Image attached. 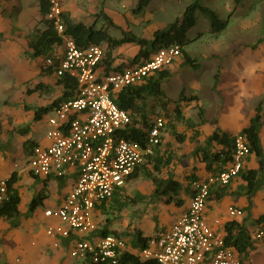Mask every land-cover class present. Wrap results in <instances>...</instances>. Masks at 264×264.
I'll use <instances>...</instances> for the list:
<instances>
[{
  "label": "built area",
  "instance_id": "1",
  "mask_svg": "<svg viewBox=\"0 0 264 264\" xmlns=\"http://www.w3.org/2000/svg\"><path fill=\"white\" fill-rule=\"evenodd\" d=\"M60 0H49L48 18L61 36L53 51L57 60L56 74L75 78V95L57 104L47 115L46 142L37 143L27 159L33 176L70 178L73 184L59 205L44 211L55 221L48 223L45 234L53 246L70 238L71 256L94 262L119 264L123 252L131 250L124 237L115 234L90 239L99 228L97 208L107 203L114 192L124 187L130 174L152 153L161 140L166 118H153L145 148L126 139L121 131L131 123L130 114L115 103L113 93L140 84L155 70L166 67L180 54L179 45L163 47L152 53L143 65L106 70L102 45L79 47L65 33ZM51 57L46 58L48 64ZM249 154L244 135L234 139L233 159L216 176L193 182L189 206L171 225L151 236L148 246L134 253L142 258H155L161 264H241L238 251L226 243V230L220 218L210 221L206 214L210 185L227 184L237 176ZM6 191L0 180V202ZM241 207H226L227 220L244 216ZM253 243L264 238V219L255 229H248Z\"/></svg>",
  "mask_w": 264,
  "mask_h": 264
},
{
  "label": "rangeland",
  "instance_id": "2",
  "mask_svg": "<svg viewBox=\"0 0 264 264\" xmlns=\"http://www.w3.org/2000/svg\"><path fill=\"white\" fill-rule=\"evenodd\" d=\"M0 1H3L0 5L5 3L1 13L7 16L9 30L6 32V37L11 41L8 50L0 53V58L7 59V63L4 61L0 65L1 115L4 106L9 108L10 105L22 107V104L26 102L25 86L32 85L41 79L37 75L41 61L37 62V60L30 59L25 54L28 49L26 34L31 31L40 17L37 0ZM190 1L152 0L139 14L132 12L137 0H60V3L63 10L67 11L75 22H83L87 25L95 22L96 26L100 27L104 25L103 17L97 16L101 10L109 15L113 21L114 17L122 20L123 26L118 24V27L111 26L109 28V33L113 37L119 38L124 32L129 31L143 37L146 33L147 36L151 37L156 28L162 27L180 16ZM201 3L216 10L221 19L228 20V24L223 30L213 33L210 31L208 18L197 11L196 23L188 32L192 41L183 46V49L194 59L197 65L183 64V55L180 54L170 64L173 68L171 76L162 81V87L173 98L179 97L181 93L185 96L196 94L199 98V104L204 108L208 123H213L218 117L223 118L224 116L230 120L236 110H239L237 111V114L240 115L239 119L248 117L254 113V108L259 100H263L262 114L264 118V0H239V2L236 0H201ZM198 34L200 35L198 36ZM122 53L124 52H120L119 55L123 56ZM59 92L56 91L55 93L58 95ZM39 99L42 102L45 100L44 97L38 96L33 104L39 103ZM15 100H17L18 105ZM197 112L198 108H196L195 102L191 101L185 104L184 114L187 117L199 121ZM8 124L11 125L9 122ZM185 125L184 123V125L177 126L178 131L187 134L184 143L178 142L171 135L169 129L165 130L172 139L167 142L170 148L172 145L176 148L182 144L178 147L182 155L173 175L184 178L183 173L189 168L188 157L193 150V144L196 141L202 142L206 133L204 125L199 126V136L195 140L191 137L193 135L192 130ZM24 126L30 127L28 135L32 139L39 142L44 141L47 131L45 120H26ZM186 151L189 152V155ZM186 156L187 161L180 163V161H184ZM0 163H3L5 167L1 174L9 171L11 167L21 174L18 185L23 192V199L20 204L22 208L24 207L23 215L28 211L31 195L39 190L41 183L30 178L26 156L22 154L21 147L17 143H13L12 146L11 144L3 146L0 140ZM14 163H17V166ZM184 165L186 168H182ZM194 168L190 169L189 172L196 171L197 167L194 166ZM151 182L150 179L142 176L127 182L124 186V192L149 195L153 185ZM60 187L61 185L58 184V188ZM64 188L67 189L68 186L64 184ZM59 192L60 190H58ZM53 199L54 197L51 196L49 200ZM153 202L155 201L151 197H146L135 205L129 204L122 210L130 209L126 217L124 218L121 211L113 219L109 228L123 234L126 238L130 237L134 232L140 230L142 212H146L145 208ZM38 206L39 208L42 207L41 205ZM29 216H36L33 223L39 231L45 229L47 223L39 219L37 213L32 212ZM251 217L252 215L247 217L246 224L247 227L253 229L254 223ZM7 223L5 219H0V264H8L7 260L14 262L11 264H20V262H15L18 252L10 250L7 246L8 240L5 237ZM161 229L163 228L157 229L156 233ZM5 250L11 252L10 259L9 257L6 258ZM69 258L73 261L79 259L71 256L68 252L67 256L61 260L66 261L65 259L69 260ZM25 260L27 261V259Z\"/></svg>",
  "mask_w": 264,
  "mask_h": 264
},
{
  "label": "trees",
  "instance_id": "3",
  "mask_svg": "<svg viewBox=\"0 0 264 264\" xmlns=\"http://www.w3.org/2000/svg\"><path fill=\"white\" fill-rule=\"evenodd\" d=\"M152 0H137L132 12L139 14ZM239 2V0H236ZM37 8L39 19L33 26L31 31L26 34L28 49L25 54L30 59L40 57L41 63L38 70L39 76L53 77L55 84L61 85V94L53 100L49 105L35 109L34 118L39 119L43 114L48 112L54 106L73 97L76 92L77 82L75 78L68 74L58 76L56 74L57 60L53 56V51L61 44V36L57 32L54 23L48 18L49 0H37ZM200 11L208 18L210 22L211 32L218 33L226 28L227 19H221L216 10L201 3V0H191L183 9L180 16L162 27L156 28L151 37L139 36L133 32H124L121 37L115 38L109 33V28L118 27L112 18L105 14L102 10L97 14L98 17H103L104 25L97 27L95 22L87 25L83 22H75L67 11H62V21L65 26V33L71 36L79 47H87L89 45L105 46V66L106 70H110L113 62L112 50L124 43H134L139 46L136 54L131 57L126 66H139L145 64L156 50L179 45L181 54L183 55L182 63L186 65L196 66L194 59L183 49V46L192 41L188 32L196 23V12ZM200 34H198L199 36ZM3 33L0 32V41ZM51 57L52 63L48 64L46 58ZM173 62V61H172ZM170 65L161 69L155 70L153 74L148 76L144 82L135 85L123 87L113 93V99L118 107L125 109L131 117V123L126 126L121 134L128 140L133 141L145 148L147 145L148 133L152 125L153 118L158 115H163L166 118L165 128L161 134V140L153 146L152 153L147 154L146 160L141 163L130 174V179L138 177L148 178L152 181L153 189L149 195H144L138 192L129 195L124 192V187L118 188L111 199L99 206L106 214L104 226L99 228L100 235L115 234L124 236L115 230L109 229L114 218L129 204L135 205L137 202L151 197L154 201L164 200L166 203H175L181 205L184 201L182 195L191 196L194 192L193 182L200 178L191 172L185 176L187 184H183L176 179L172 172H168L166 176H162L164 168L168 167L174 159L180 158L173 151L169 144L163 142V132L170 130L171 135L178 142H184L187 138L185 132L177 130L178 125H184L192 130L193 139L199 136L198 126L207 122L204 108L199 104V98L196 94L185 96L183 93L179 97L173 98L169 96L162 87V81L171 76L169 70ZM123 67L119 65L118 69ZM112 70H116L113 68ZM25 91L27 94L50 93L52 87L45 84L41 80L33 85H26ZM195 102L198 108L197 116L199 121L185 116L184 106L186 103ZM263 100H259L254 108V113L250 117L246 126L242 127L236 134L230 133L221 127H216L206 135L202 142L196 141L193 144L191 155L199 161L205 163L207 176H216L224 171L232 161L234 151V139L237 134L244 135L247 141L249 154L246 159L253 154L255 156L256 166L246 167L245 165L239 169V176L244 184L239 186L235 194H244L247 196L249 205L251 204L252 196L264 186V148L262 145L260 130L263 124ZM1 130V126H0ZM19 133H26L27 127L17 128ZM36 141L27 139L23 145V151L26 155L32 152V147ZM31 147V150H30ZM176 157V158H175ZM235 176V177H237ZM36 177V176H34ZM233 179V178H232ZM231 179V180H232ZM20 180V175L16 170H13L10 175L4 179L6 191L0 202V217L9 221L10 225L16 227L20 224L22 212L19 210L20 192L17 183ZM46 184V181H44ZM230 183V182H229ZM221 185L219 183L210 185V195L208 199H220L227 193L228 184ZM46 197L44 187L40 189L30 200L28 211L24 216H29L35 208L41 204ZM247 209V208H246ZM248 210V209H247ZM264 219V215L257 218V221ZM226 230V243L233 246L238 252L243 255H248L249 251L254 249L253 242L249 237L248 228L242 221L230 220L224 224ZM151 236L143 234L141 230H137L130 235V246L134 249H144L148 246ZM68 239L61 240L64 246H67ZM89 264H111L108 261L94 262L90 256L86 257ZM119 264H161L155 258H142L140 255L132 252H123L119 257Z\"/></svg>",
  "mask_w": 264,
  "mask_h": 264
},
{
  "label": "crops",
  "instance_id": "4",
  "mask_svg": "<svg viewBox=\"0 0 264 264\" xmlns=\"http://www.w3.org/2000/svg\"><path fill=\"white\" fill-rule=\"evenodd\" d=\"M1 2L3 1H0V3ZM3 4L0 5V8H1L0 9V32L3 33L2 40L0 41V53L3 52L4 50H8V46L11 44L10 39L6 37L7 36L6 32L7 30H9V26L7 25V18H6L7 16L1 13L2 7L4 6ZM113 22L117 25L119 24V26H123V21L116 19L115 17H114ZM144 37L150 38V36H147L146 33H144ZM138 48L139 46L134 43H124L118 47H115L112 50L113 62L110 68L118 69L119 65L121 66L123 65V67L126 66L128 64L129 59L136 54V52L138 51ZM120 52H124L122 53L123 56L119 55ZM33 60H37V62H39V60L41 61V58L38 57ZM4 61L5 63H7V59L0 58V65ZM168 68L172 73L173 68L171 66H169ZM38 77H40L41 79L37 80L36 82L41 80L45 84L51 86L52 91L50 93L34 92L32 94H27L25 91L27 97H25L26 102L22 104V107H19V106L12 107L9 104L10 108L8 106H4L2 110V114L0 115V126H1L0 140L2 142V145L8 146L9 144H11L12 146L13 143H17L18 145H20L22 154L26 156V163H27V159L29 158L32 152L30 151L29 155H26L23 151V145H24V142L27 141V139H30V140H34V139H32L28 135L30 131V127L24 126V122L26 120H43V121L45 120L46 122L47 115L53 110L55 106L52 109H50L48 112L43 114L39 119L34 118L35 109L49 105L53 100H55L61 94V91H62L61 85L55 84V80L53 79V77L39 76V75ZM56 91H60L58 95L55 93ZM38 96L44 97L45 100H43L42 102L41 99H39V103L33 104V102ZM49 97L51 98L49 99ZM15 103L16 104L18 103L17 100H15ZM237 111L239 110H236L233 112L232 118L230 120H227L226 116H224L223 118L218 117V119L213 123L206 122L204 124H200L199 126L204 125L206 129L205 131L206 133L204 137L208 135L209 133H211V131L215 129L217 126L221 127L222 129L230 133L236 134L242 127L248 124L250 117L253 115L252 113L248 117H242V119H239L240 115L237 114ZM8 122L11 123V125H9ZM20 127H27V132L19 133L17 131V128H20ZM47 129H48V125H47ZM163 135H164L163 136L164 143H167L169 140H172L166 131L163 132ZM260 137H261L262 145L264 147V118H263V124H262L261 130H260ZM34 141H36V144L45 143L46 137L43 142H39L37 140H34ZM184 142H181V143H184ZM181 145L182 144H179L176 148H174L173 145L171 147V149L175 151L176 154L179 156L182 155L181 154L182 152L178 150L179 149L178 147H180ZM30 150H31V147H30ZM186 153H188L189 155V152L186 151ZM178 160H179L178 158L174 159L173 162L168 167L164 168L162 171V176H166L168 172H172V173L175 172V170L178 167V164H177ZM255 160H256L255 156L251 154L249 156V159H246L245 166L255 167L256 166ZM186 161H187V156L185 157L184 161H180V163L181 162L185 163ZM188 161L190 162V164L188 165L189 168L188 170L185 171V173H183L184 176L191 173L189 172V170L195 169L194 166H196L197 169L196 171L194 170L193 171L200 179L205 178L208 175V172L206 171V168H205V163L194 158L192 155H189ZM14 165L17 166V163H14ZM182 168H186L185 165ZM3 170H5L4 164L0 163V180L6 179L10 175V173L16 169H12L11 167L9 171L6 169L7 171H5L4 174H1ZM16 171L19 173L20 178H21L20 172L18 170ZM28 173L30 175V178L36 181H40L39 183H41V187L39 188V190L44 187V194L46 195V197L43 199V201L40 204L42 207L41 208H39V206L36 207L33 213L34 214L37 213L39 219L46 221L47 224L54 222L55 220L52 217H47L44 215V211L49 208H54L60 204L64 196L67 194V192L71 188L74 179L72 177L70 178L68 177L66 178H54V177L40 178V177H34L30 173V171ZM174 177L180 180L183 184H187V180H185L184 177H179V176H176L175 174H174ZM138 178L130 179L127 182L136 180ZM44 181H46V184ZM58 184L61 185L60 188H58ZM64 184L68 186L67 189L64 188ZM242 184H244V181L239 176L234 177L226 188L227 190L226 194H224L218 200L213 199V198L208 199L206 214L210 221H212L214 218H220L222 223L225 224L228 221L226 217V207L230 204H233L235 206L241 207L245 213L243 217L236 218L235 220L242 221L247 227V224H246L247 217H250L252 215L251 218L254 223L253 229H255V227L257 226L259 222L257 221V218L261 215H264V188L258 190L252 196L251 204L249 205V201L246 195L244 194L237 195L234 193L235 191L238 190L239 186H241ZM17 186H18V190L21 196L18 207H19V210L23 212L24 207L22 208L20 205L23 199V196H22L23 192L19 188L18 183H17ZM56 187L58 188V190H60L59 193ZM152 189H153V185H152ZM34 195H31V199L33 198ZM129 195H132V194H129ZM51 196L54 197L53 200H49ZM190 197L191 196L189 195L183 194L182 198L184 199V201L181 205H176L173 202L166 203L163 199L160 201H155L152 204H148V207L145 208L146 212L143 211L142 216H141L142 220L140 221V230L142 231V233L148 236H152L156 233L157 229L164 228V227L171 225L184 211H186V209L189 206ZM107 205L108 204H106V206ZM129 210L130 209H126L121 212L123 213L122 215H124V218L126 217V214L128 213ZM96 214H97V219H99V228H102L104 226L106 214L99 207L97 208ZM25 217L27 216H24L23 214L22 217L20 218V224L16 227L10 225L9 221L6 220L5 218L0 217V219H5L8 222L5 228V232H7L8 235L6 234L5 237L8 240L7 246L10 248V250H14L15 252H18L17 257L15 258V262L16 261L20 262V264H89L87 263L86 260H83V259H80V260L76 259L73 261L72 259H70L71 257L69 258V260L65 259L66 261H62L61 259L67 256L69 252V247H70L69 239H68L67 246H64L61 243V241H60L59 246H53L51 238L45 234V229H43L42 231H39L35 227L33 222L36 219V216H29L28 218L24 219ZM247 228L250 230H253L249 227ZM98 229L91 236H89L90 239H96L97 237L102 236L100 235L101 233L98 231ZM122 237H124L127 240L130 246V242H129L130 237H127V238L125 236H122ZM253 246H254V249L250 250L248 255L244 256L243 253L238 252L240 258L242 259L241 264H264V238L253 243ZM130 248L131 250L126 251V252L134 253L136 250H138V249L132 248L131 246ZM49 254H51V256H49ZM5 255H6V258L9 257L10 259L11 252L8 250H5ZM25 259H27V261ZM7 261L9 262L8 264L14 263L11 260H7ZM40 261L42 262L39 263Z\"/></svg>",
  "mask_w": 264,
  "mask_h": 264
}]
</instances>
